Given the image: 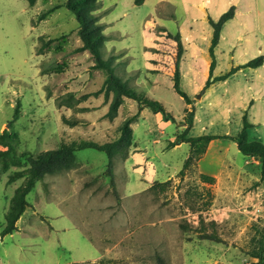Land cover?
<instances>
[{"label": "rangeland", "instance_id": "374dc122", "mask_svg": "<svg viewBox=\"0 0 264 264\" xmlns=\"http://www.w3.org/2000/svg\"><path fill=\"white\" fill-rule=\"evenodd\" d=\"M67 1L37 0L30 7L26 0H0V133L15 136L19 152L36 155L78 140L106 143L137 113L124 97L118 112L106 116L114 92L97 93L106 73L80 50L79 24ZM229 1L223 7L220 0L99 1L91 14L105 35L101 58L175 121L151 111L132 121L131 146L114 159V186L106 154L92 149L79 151L73 168L38 181L17 231L0 235V264H158L157 256L166 264L257 262L250 252L264 234L260 166L245 163L235 147L229 153L235 164L204 170L200 157L184 169L190 146L170 145L187 129L191 110L175 93L176 70L195 114L189 136L237 135L245 117L256 119L245 106L246 83L206 86L233 65L255 59L253 50L242 56L245 36L230 27L211 51L212 22L234 8ZM27 167L23 159L4 171L0 162V234L23 181L9 177ZM156 182L162 185L153 187ZM200 216L218 223L223 243L199 239Z\"/></svg>", "mask_w": 264, "mask_h": 264}, {"label": "trees", "instance_id": "16d2710c", "mask_svg": "<svg viewBox=\"0 0 264 264\" xmlns=\"http://www.w3.org/2000/svg\"><path fill=\"white\" fill-rule=\"evenodd\" d=\"M30 7L34 6L37 0H26ZM100 0H68L65 3V7L71 11L79 24L78 34L83 43L80 50L89 51L95 60V68L102 69L106 73V79L104 85L100 91H112L114 92V98L110 105L107 117H113L122 104L123 98H129L133 100L137 105V113L123 121V123L117 129L118 136L112 141L106 143H98L94 141L78 140L70 143H62L58 147L52 150L40 154H32L28 151L19 152L17 150V138L10 134L7 130L0 133V162L3 164V170L7 171L9 165L19 167L21 161L24 159L28 167L19 172H15L9 177V182H13L17 179H23L21 185L15 191L14 196L11 199L9 210L5 216V227L1 232V237L12 235L17 231V223L21 216L29 206L27 197L35 188L38 181L44 180L47 176L60 174L73 168L77 162V153L82 150L92 149L95 151L103 152L108 158L106 167V174L110 177L111 185L114 186V159L118 155L127 154L128 148L132 143V121L141 113L143 109H149L154 114L162 115L165 121H175V118L159 101H155L147 96L143 91H139L136 88H131L127 82L115 75L114 69L108 61L101 58V44L105 38L101 30V25L97 23V17L91 13L96 10ZM54 9V8H53ZM234 15V8H231L227 13L221 16L218 23L212 22L214 27V33L212 38V48L218 45L221 37L223 25L232 19ZM46 17V13L41 15V19ZM179 38V36H177ZM41 53L42 49L39 50ZM182 53V46L178 45V58ZM264 63V56H259L247 64L231 69L226 74L218 76L213 79H209L206 86L209 87L212 84L224 81L232 74L241 68H257ZM174 90L179 96H181L187 104H191L190 98L180 87V73L178 70L174 72L173 76ZM20 114V103L18 102L15 108L14 119L17 120ZM194 110L185 117L184 124L187 125V129L176 136V139L170 143L171 147H175L182 143H187L190 146V153L187 159H185L184 169L189 168L196 160L202 157L209 143L214 139H226L237 144L238 150L245 157L255 158L260 162L261 177L264 179V143L258 139L249 138V129L252 124L248 122L246 117L243 120V127L237 135H203L192 137L189 136V130L193 125ZM67 121V120H66ZM75 126V122H66ZM204 181L213 183L214 178L203 175ZM161 183L156 182L153 187L161 186ZM199 226L196 228L198 237L201 240H209L217 243H223V240L218 235V223L216 221L206 222L205 219L200 216ZM188 226V225H187ZM187 226H184L185 228ZM250 256L257 260L252 264H264V234L258 240V247L254 248L250 252ZM158 264H166L165 260L161 256H157Z\"/></svg>", "mask_w": 264, "mask_h": 264}, {"label": "crops", "instance_id": "0c3cea01", "mask_svg": "<svg viewBox=\"0 0 264 264\" xmlns=\"http://www.w3.org/2000/svg\"><path fill=\"white\" fill-rule=\"evenodd\" d=\"M223 2L224 0H220V5L222 7ZM228 4L234 6V15L232 19L223 25L222 29L224 30L230 27L231 31L238 35L239 38H241L240 36H245V42L242 47L243 57L246 58L248 56L249 50H253L254 58L264 56V0H231ZM248 62L250 61L243 62L239 65H233L229 71L235 67L243 66ZM241 82L247 84V93L244 94L247 99V105L245 106H247L248 111L256 118L252 122L249 121L253 126L248 131L249 138L252 140L258 139L264 143V137H261L264 134V129H262L264 125V63L257 68H241L226 80L217 83H221L228 87L230 84L234 86ZM153 84L155 88L158 87V82L154 81ZM133 103L135 105L136 103L134 101L132 102V107L134 108L135 105ZM186 106L187 110L193 108L191 104L186 103ZM148 111L150 110L143 109L141 114L145 115ZM235 147H237L236 143L226 139L212 140L205 154L199 160L200 168L208 170L210 166L215 164L221 165L222 167L235 164V161L229 157V153ZM247 162L254 163L257 167L260 166V162L252 157H245V163ZM213 175L215 178L219 176L218 174Z\"/></svg>", "mask_w": 264, "mask_h": 264}]
</instances>
